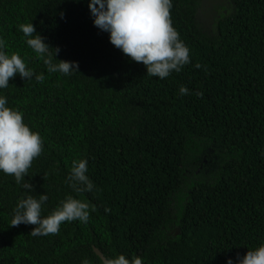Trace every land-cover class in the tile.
Masks as SVG:
<instances>
[{"label":"trees","instance_id":"16d2710c","mask_svg":"<svg viewBox=\"0 0 264 264\" xmlns=\"http://www.w3.org/2000/svg\"><path fill=\"white\" fill-rule=\"evenodd\" d=\"M210 1L172 0L191 62L161 80L93 25L89 0H0L7 54L45 77L0 89L43 141L26 181L0 173V264H104L94 249L142 264H226L264 244V0H214L213 17ZM25 23L77 73H48ZM80 159L91 192L67 182ZM44 193L42 215L72 196L89 204L88 222L47 236L11 226L18 200Z\"/></svg>","mask_w":264,"mask_h":264},{"label":"clouds","instance_id":"9594fccd","mask_svg":"<svg viewBox=\"0 0 264 264\" xmlns=\"http://www.w3.org/2000/svg\"><path fill=\"white\" fill-rule=\"evenodd\" d=\"M88 8L93 25L108 33L110 43L126 57L142 63L148 76L163 80L191 62L189 48L172 26V0H89ZM19 30L27 46L43 58L48 73L65 76L77 73L76 62L55 60L59 49L53 51L36 33L32 23L20 24ZM5 48V42L0 39V89L8 88L10 78L16 75L26 81H44L43 73L37 75L27 67L19 54L9 55ZM179 92L186 95L189 90L181 86ZM7 104V98L0 95V173L12 176L17 184H21L26 181L33 160L42 153L43 141L38 132L31 131L24 123L23 113L9 108ZM87 165V159L72 162L66 179L76 192H91L95 187L87 175ZM22 187L29 193L33 192V185L29 182H24ZM47 201L45 193L39 194L38 198L33 195L20 198L11 226L34 225L30 233L32 236H47L57 234L64 222L87 223L89 220V204L72 196L61 201L50 215L44 216L42 213ZM82 264L90 262L85 259ZM104 264H142V260L139 257L129 260L124 255H118L116 258H106ZM226 264H264V244L248 250L243 257L237 255L235 261L227 259Z\"/></svg>","mask_w":264,"mask_h":264},{"label":"rangeland","instance_id":"374dc122","mask_svg":"<svg viewBox=\"0 0 264 264\" xmlns=\"http://www.w3.org/2000/svg\"><path fill=\"white\" fill-rule=\"evenodd\" d=\"M214 0H211L208 4H207V6H206V13H207V15H211V17H213V14H212V7H213V5H214ZM223 3H225L224 5H226V2H225V0H224V2ZM220 5V4H219ZM206 15V16H207Z\"/></svg>","mask_w":264,"mask_h":264},{"label":"water","instance_id":"95a60500","mask_svg":"<svg viewBox=\"0 0 264 264\" xmlns=\"http://www.w3.org/2000/svg\"><path fill=\"white\" fill-rule=\"evenodd\" d=\"M94 252L101 259V261L104 263L105 258L103 256V254L98 249H94Z\"/></svg>","mask_w":264,"mask_h":264}]
</instances>
